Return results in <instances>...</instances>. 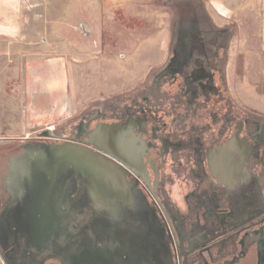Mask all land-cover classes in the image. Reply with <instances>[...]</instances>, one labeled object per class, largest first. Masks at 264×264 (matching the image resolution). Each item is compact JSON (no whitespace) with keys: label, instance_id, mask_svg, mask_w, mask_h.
Segmentation results:
<instances>
[{"label":"flooded vegetation","instance_id":"af4514ba","mask_svg":"<svg viewBox=\"0 0 264 264\" xmlns=\"http://www.w3.org/2000/svg\"><path fill=\"white\" fill-rule=\"evenodd\" d=\"M211 26L188 8L154 81L95 111L70 136L58 133L63 145L56 148L69 154L62 151L52 166L43 161L41 176H29V161L35 146L48 150L45 143L25 149V178L10 179L22 153L0 164V264H264V113L236 90L232 96L229 39ZM101 124L118 125L130 168L88 144ZM83 152L93 163L76 158ZM65 157L86 175L71 177L69 200L75 205L90 191L93 209L72 213L67 205ZM36 211L56 225L34 228L21 218ZM85 214L109 218L111 228L120 214L122 230L112 232L111 248L81 259L83 246H94L93 233L75 222ZM66 217L80 228L73 249L64 238Z\"/></svg>","mask_w":264,"mask_h":264},{"label":"rangeland","instance_id":"374dc122","mask_svg":"<svg viewBox=\"0 0 264 264\" xmlns=\"http://www.w3.org/2000/svg\"><path fill=\"white\" fill-rule=\"evenodd\" d=\"M190 7L201 19L210 18L211 28L229 39L227 72L232 96L236 90L243 104L256 103L264 113V0H17V8L0 12L2 23L11 20L17 26V40L4 41L9 40V26H1L0 34V164L21 153L20 162L27 163L25 149L43 143L49 148L34 147L36 169L29 176L41 169L43 161L51 166L62 161V154L69 152L56 146L63 142L41 134L51 130L57 136H70L95 111H106L143 83L150 85L154 71L166 65L175 24ZM56 61L66 65L64 99L51 104L49 114L34 112L28 96L42 109L46 101L40 90L27 94L29 68ZM68 160L65 157L66 203L72 205V213L91 210L86 199L92 193L90 186L89 193H79L77 207L68 198L76 182L71 177L75 173L79 178L86 176L70 169ZM119 215H115L114 228L107 217L85 214L75 220L82 228L73 229L72 217H66L67 247L73 249L74 234L80 229L94 237L92 250L83 246L86 254L81 253V259L111 248L112 232L122 230ZM97 257L101 260L103 255ZM88 263L107 261H82Z\"/></svg>","mask_w":264,"mask_h":264},{"label":"crops","instance_id":"0c3cea01","mask_svg":"<svg viewBox=\"0 0 264 264\" xmlns=\"http://www.w3.org/2000/svg\"><path fill=\"white\" fill-rule=\"evenodd\" d=\"M17 8V0H0V12L2 10H12ZM2 20H0V34H1V26H9V40L4 39V41H11L13 40H17L16 39V31H17V26L16 25H12L11 24V20L9 21L8 24L2 23ZM4 24V25H2ZM7 34V33H6ZM1 38V35H0ZM1 40V39H0ZM30 70L28 71V76H27V94H31L33 92H37L40 90L41 94L40 97H42L43 101H46L45 108L42 109L40 106H38L36 104V102H33L32 99L29 97L30 101H31V109L34 112H38V113H48L50 111V106L51 104L54 105V102H60V100L62 101L64 99L67 87H68V83H67V72H66V65L64 62L61 61H56V63L51 64V65H45V64H40L39 66H31V68H29ZM48 76V80L45 82L44 77L46 75ZM33 156V155H32ZM34 156L32 157V160L29 161V163L32 165L33 169H36V165L34 164ZM36 160V159H35ZM18 163V162H17ZM37 163V162H36ZM39 165H41V163H39ZM29 167L30 170V165H28L27 163H22L19 162L16 165L17 171L19 172V174L17 172L11 174L10 179H16V178H20L23 177L25 178L27 176V171ZM42 167V166H41ZM54 171H58V163H57V167H53ZM20 172H22V174H20ZM26 172V174H25ZM33 173V172H32ZM39 177L41 176V174L39 175L38 173H33L30 177ZM37 212H33L31 214L28 215H24L21 216V218H23V221H27V219H29V226H32L34 228H37L39 226L45 228L48 226H52V225H56L55 223L58 221L57 218H52V215L45 217V216H38ZM39 213V212H38ZM6 215L3 214L1 215V218H5ZM7 219V218H5Z\"/></svg>","mask_w":264,"mask_h":264},{"label":"water","instance_id":"95a60500","mask_svg":"<svg viewBox=\"0 0 264 264\" xmlns=\"http://www.w3.org/2000/svg\"><path fill=\"white\" fill-rule=\"evenodd\" d=\"M118 129V125L101 124L96 131L89 132L91 140L88 142V144L96 145L99 151H102L106 155L113 157L123 165H126L130 168L131 166H129L126 161L127 157L124 152L123 141L118 136ZM41 137L60 138L51 130L44 131L41 134ZM82 155L86 154L84 153ZM86 156V159H82V161L86 162L87 164L93 163L94 159H91L88 155Z\"/></svg>","mask_w":264,"mask_h":264},{"label":"bare ground","instance_id":"6f19581e","mask_svg":"<svg viewBox=\"0 0 264 264\" xmlns=\"http://www.w3.org/2000/svg\"><path fill=\"white\" fill-rule=\"evenodd\" d=\"M75 148V147H74ZM81 150V149H80ZM77 155H76V158H79V159H86V155H82V154H84V153H82V154H78V153H76ZM72 155H74V153L72 154ZM92 156V155H91ZM97 158V157H96ZM85 163V162H84ZM83 163V164H84ZM101 165V162H98V165L96 166L97 168H96V172H98L97 174L99 175V176H101V172H100V165ZM105 165V164H104ZM107 166V165H106ZM86 169V168H85ZM95 179H98V177L95 175Z\"/></svg>","mask_w":264,"mask_h":264}]
</instances>
